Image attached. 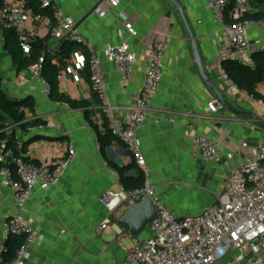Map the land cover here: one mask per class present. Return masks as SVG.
Returning a JSON list of instances; mask_svg holds the SVG:
<instances>
[{"label": "crops", "instance_id": "1", "mask_svg": "<svg viewBox=\"0 0 264 264\" xmlns=\"http://www.w3.org/2000/svg\"><path fill=\"white\" fill-rule=\"evenodd\" d=\"M4 1L25 2L0 0ZM57 1L65 16L77 22L79 34L98 49L121 43L119 32L124 27L121 15L136 30L137 37L131 40V46L137 64L129 88L122 87L114 65L103 63L109 99L122 119H126L134 103L133 93L138 92L144 82L148 49L165 37H171L164 81L152 101L147 123L139 131L138 139L153 187L167 209L184 218L199 215L216 204L223 194L228 169L224 164H213L197 156L192 149L193 138L202 135L216 141L223 157L236 152L238 155L233 164H238L249 155L242 149V144L264 145V131L247 117L237 116L225 108L219 113L210 111L209 105L216 97L199 76L184 23L177 11L167 0H121L104 18H99L93 11L102 0ZM179 2L197 39L206 73L218 84L216 73L209 74L207 69L219 61L225 37L214 21L209 0ZM249 6L250 14L264 13V0L262 3L249 0ZM228 12V18L233 19L231 10ZM54 25L53 18L30 14L28 27L32 41L48 40V50L52 54L60 52L63 43L51 38ZM248 37L264 42V29H250ZM72 49L71 58L61 67L59 88L51 95L34 79L31 68L18 71L12 57L5 52L0 36L3 90L15 101L33 98L37 116L46 123L43 130L19 135L23 155L35 164L50 165L66 156L70 147L77 154L75 163L60 183L47 191L37 189L20 213L32 217L39 229V240L33 246L27 264H121L126 259V240L130 239L133 244L136 237L127 230H123L122 237L115 230L100 234L97 230L107 218L117 224L129 209L123 204L111 214L102 204L107 194H118L123 190L120 177L109 161L124 167L132 159L127 147L117 139L107 149V158L103 156L98 131L105 132L104 123L106 121L108 126V118L91 85L89 52L79 44H74ZM54 63L57 64L58 59ZM260 92L264 94V86ZM68 99L86 103L89 107L87 110L72 108ZM232 104L260 116L257 107L249 101ZM33 118L36 117L30 115V119ZM156 118L161 122L157 123ZM170 119L175 122L171 123ZM35 136L39 140L31 142ZM203 194L208 199L204 210ZM197 202L202 205L199 213L182 208V205ZM19 212L12 191L0 185V244L5 245L9 240L3 224ZM12 240L21 242L23 239L12 237Z\"/></svg>", "mask_w": 264, "mask_h": 264}, {"label": "built area", "instance_id": "2", "mask_svg": "<svg viewBox=\"0 0 264 264\" xmlns=\"http://www.w3.org/2000/svg\"><path fill=\"white\" fill-rule=\"evenodd\" d=\"M39 1L55 20L51 29L52 39L87 48L91 85L108 118L109 130L115 139L127 147L132 161L145 175L143 190L109 193L102 199V204L112 214L121 205L127 204L131 208L147 196L157 211L156 219L146 229L148 236L145 239H133L132 248H125L126 259L121 264H264V145L251 147L247 142L243 143L242 149L249 155L238 164H233L238 155L236 152L227 153L223 157L216 141L202 135L195 136L192 141L193 152L207 162L224 164L228 169V176L223 194L216 204L199 215L177 217L167 209L156 193L138 139L139 131L147 123L152 101L160 92L164 81L165 59L172 42L171 37H165L148 49L144 82L141 89L133 93L134 103L129 108L126 119H122L117 115L118 108L109 99L103 63L106 61L114 65L120 75L122 87L129 88L137 64V56L131 46V40L137 37L136 30L121 15L124 21V27L119 32L121 43L98 49L79 34L77 22L65 16L57 0ZM120 2L121 0H102L93 13L104 18ZM209 7L215 23L224 34L225 44L219 61L209 67L207 72L216 73L217 85L230 102L249 101L255 107L262 104L257 110L262 117L264 103L239 90L223 70L222 64L231 59L253 65V55L264 53V42L248 37L250 29H264V17L245 19L251 12L249 0H209ZM230 8L231 17L239 22H228ZM30 14L25 8V2H0V29L16 31L26 55L31 52L32 42L28 27ZM2 40L4 42L3 38ZM44 60L45 55L31 69L34 79L44 85L46 93L50 94L51 88L42 73ZM216 103L217 100L209 105L213 113H219L225 108L221 104L216 106ZM155 120L157 123L161 122L160 118ZM169 121L175 122L174 119ZM43 129L44 126H39L32 131ZM76 159V151L70 147L66 156L56 159L50 165H38L15 158V172L5 165L0 166V185L12 191L20 211L3 224V229L7 236L23 239L12 261L5 259V245L0 244V264H27L31 250L39 240V229L32 217L27 218L20 213L37 189L47 191L59 184ZM0 160L3 161V158L0 157ZM108 230H115L120 237L123 235V230L113 224L110 218L105 219L97 232L100 234Z\"/></svg>", "mask_w": 264, "mask_h": 264}, {"label": "trees", "instance_id": "3", "mask_svg": "<svg viewBox=\"0 0 264 264\" xmlns=\"http://www.w3.org/2000/svg\"><path fill=\"white\" fill-rule=\"evenodd\" d=\"M262 3L263 0H256ZM25 8L36 17L48 16L52 18V14L48 9H44L39 0H25ZM231 10V8H230ZM264 17V13L247 14L245 19H258ZM228 22L237 23L239 21L228 18ZM0 36L4 39L5 52L12 57L19 72L32 68L43 55L45 60L43 63V78L50 86V94L59 88V76L61 67L65 60H69L72 56V48L74 43L64 41L60 52L52 54L48 50V40H34L31 42V52L26 55L23 52L19 41V35L12 29H0ZM58 59V63L54 60ZM223 70L227 73L230 80L235 86L249 96H253L255 100L264 103V94L260 92V88L264 86V54L257 53L253 55V65H245L236 60H226L222 64ZM68 103L72 108H80L87 110L89 107L86 103H80L68 99ZM32 115L33 119H30ZM89 117V113H86ZM45 121L36 114V105L33 98L23 101H15L8 97L0 83V166H7L15 172L13 159L22 158L25 162H30L24 155V148L21 149L19 135L29 134L33 129L44 126ZM105 132L98 131L101 152L107 158L106 151L114 142L109 127L105 121ZM39 140L34 137L33 141ZM111 168L116 171L121 180V186L125 192L141 191L145 187V175L143 170L136 165L134 161L130 164L120 167L109 161ZM21 242H15L12 237L5 244V259L12 261L20 246Z\"/></svg>", "mask_w": 264, "mask_h": 264}, {"label": "water", "instance_id": "4", "mask_svg": "<svg viewBox=\"0 0 264 264\" xmlns=\"http://www.w3.org/2000/svg\"><path fill=\"white\" fill-rule=\"evenodd\" d=\"M167 1L177 11L184 23L199 76L208 88V90L215 95L217 100L216 106L221 104L225 107V109H227L231 113L237 116L247 117L255 127L264 131V119L259 118L251 110H240L235 107L222 93L218 85L207 75L202 62L201 54L197 44V39L193 30L191 29V26L189 25L187 16L181 3L179 2V0ZM156 217L157 211L154 209L151 200L147 196H145L141 203H138L128 209L127 213L118 220L117 225L122 230L129 231L132 237L138 238L142 234H144L148 226L156 219Z\"/></svg>", "mask_w": 264, "mask_h": 264}, {"label": "rangeland", "instance_id": "5", "mask_svg": "<svg viewBox=\"0 0 264 264\" xmlns=\"http://www.w3.org/2000/svg\"><path fill=\"white\" fill-rule=\"evenodd\" d=\"M231 103H235V102H231ZM261 105L262 104H258L257 105V110H259V107H261ZM262 115H263L262 117H260V116H258V117L264 119V113H262ZM207 204H208V199H206V196L203 194V210H204V208L206 207ZM183 207L187 208L188 211H190V212L192 211V212H195V213H199L200 210L202 209V205H201L200 202L192 203V204L187 203L185 205H182V208ZM146 236H148V231L147 230L144 232V234H142L139 237V239H141L143 237H146ZM125 245L127 246V249H131L133 244H132L130 239H127L126 242H125Z\"/></svg>", "mask_w": 264, "mask_h": 264}]
</instances>
